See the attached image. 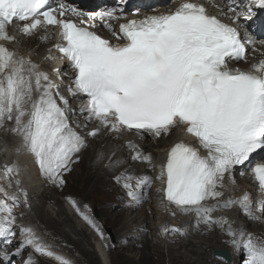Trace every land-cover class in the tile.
<instances>
[{
    "label": "snow or ice",
    "instance_id": "6c2138e0",
    "mask_svg": "<svg viewBox=\"0 0 264 264\" xmlns=\"http://www.w3.org/2000/svg\"><path fill=\"white\" fill-rule=\"evenodd\" d=\"M257 9L264 10V0H181L165 12L128 19L127 0L99 11L72 0H0V134L13 138L17 157H27L24 166L18 159L0 165V264H39L41 256L72 264L54 251L60 247L54 237L24 222L32 200L21 175L31 166L46 186L63 190L101 137L121 142L107 155L96 150L93 163L110 174L125 208L151 200L156 183L157 211L190 217L184 227L161 225L158 237L218 230L243 250V264H264V239L215 215L239 210L264 221V163L251 162L264 152V40L257 48L248 31ZM101 28L109 38L98 34ZM53 31L56 43L41 63L15 47L20 38L46 42ZM53 50L70 69L67 86L59 68H42L57 59ZM252 53L259 59L249 61ZM241 62L247 68L236 66ZM69 97L81 101L83 122L72 119L77 111ZM174 133L190 139L172 142L159 161L145 151V139ZM133 165L151 174H136ZM237 170L258 185L255 201L247 192L230 195ZM66 200L103 239L88 206Z\"/></svg>",
    "mask_w": 264,
    "mask_h": 264
},
{
    "label": "bare ground",
    "instance_id": "6f19581e",
    "mask_svg": "<svg viewBox=\"0 0 264 264\" xmlns=\"http://www.w3.org/2000/svg\"><path fill=\"white\" fill-rule=\"evenodd\" d=\"M166 1L168 0H144L142 2L127 0V15L133 10L139 9V15L135 16L142 18L146 15L165 12L181 2V0H170L168 3ZM72 2L84 10L92 7L93 10L99 11L113 6L119 0H72ZM198 2H202V0H198ZM220 2L223 3V0ZM208 10L212 14H218L211 7ZM88 22L91 23V21ZM248 31L257 41L256 47L259 48V41L264 40V10H256V15L248 24ZM99 34L105 38L110 37V34L104 29ZM34 38L36 40L39 37ZM51 44L53 41L50 39L34 48L35 44H30L29 40L20 38V43L15 47L25 56H31L35 62L41 63L48 48L52 46ZM253 59L258 60L259 55L257 53L250 54L249 61ZM236 66L244 69L248 65L241 62ZM54 67L57 68L55 60L42 63L43 70L49 73ZM59 69L61 76L64 77L62 83L66 86L69 68L64 64ZM65 95H67L66 91ZM69 99L71 107L77 111V115H74L72 119L83 122V118L78 115L81 101L71 97ZM181 138L189 140L187 137L174 133L158 141L145 139L143 147L146 152H150L154 156L155 160L159 161L163 159L164 152L170 144ZM114 143L121 142L105 140L102 137L92 141L83 154L82 162L67 176V185L63 190L46 186L38 177L36 170L28 166L26 172L21 175V179L32 200L30 212L32 216L30 213L27 214L24 222L27 223L31 220L38 223L42 229L54 237L55 242L60 246L54 251L68 258L72 264H221L218 263L216 257L212 256L214 250L228 252L233 256L232 264L238 263V259L244 254L243 250L236 249L229 244L228 238L219 233L218 230L209 234L190 231L188 235L183 237L178 234H171L167 236V239L158 237L157 232L161 225L184 227L186 223L190 222V217L183 215L172 217L157 211L155 204L156 183H153L150 189L151 200L146 201L142 207L136 210L125 208V198L119 187L114 185L110 174L93 163L96 150L102 149L107 155ZM13 145L12 137L0 134V165L6 161L11 163L17 159L22 166L26 163L27 157H17L13 153ZM123 154L118 151L117 157ZM261 161L264 163V159ZM133 167L136 168V174H151L142 166L133 165ZM235 179L236 188L230 195L239 196L243 192H247L254 201L260 196L254 190L250 180L246 176L240 175L239 170L235 174ZM55 194H60L65 202H67L66 197H72L82 209L87 204L92 216L95 213L99 216V220L93 219L92 216L91 218L103 233L104 238L101 239L95 229L83 221L68 206L69 204L65 205ZM226 195L229 194L226 193ZM45 205H48V208L45 209ZM115 205H118L116 209H114ZM19 211L20 209H17L18 213ZM72 212H74V217L71 216ZM53 214L57 219L54 218ZM215 215H227L234 218L233 226L235 228L244 229L256 239H264V221H251L239 210L217 212ZM107 228L110 229V233L107 232ZM137 228H142L143 231H136ZM111 236L115 241L114 245L110 242ZM38 259L39 264H57V261L52 258L41 256ZM221 262L227 263L224 260Z\"/></svg>",
    "mask_w": 264,
    "mask_h": 264
},
{
    "label": "rangeland",
    "instance_id": "374dc122",
    "mask_svg": "<svg viewBox=\"0 0 264 264\" xmlns=\"http://www.w3.org/2000/svg\"><path fill=\"white\" fill-rule=\"evenodd\" d=\"M170 0H168V1H166V3H168ZM55 196L57 197V198H59L65 205H67L68 203L67 202H65L64 200H63V197H60L61 195L60 194H58V195H56L55 194ZM87 205V204H86ZM69 206V205H68ZM118 207V205H115L114 206V209H116ZM45 209L46 208H48V205L46 206L45 205V207H44ZM87 214L91 217L92 216V214L90 213V210H88L87 211ZM30 215L32 216V214L30 213ZM53 216H54V214H53ZM71 216H73L74 217V212H72V215ZM76 217V216H75ZM54 218L55 219H57V217H55L54 216ZM92 218L93 219H96V220H99V216L97 215V213H95L93 216H92ZM66 229V228H65ZM110 229L109 228H107V232H109L110 233V231H109ZM106 232V233H107ZM108 234V233H107ZM148 236H149V234L148 233H146ZM111 238H112V240H110V242L112 243V245H114V243H115V241H114V239H113V237L111 236ZM89 250H91L90 248H89ZM230 256H231V261L229 262V263H226V264H232V259H233V256L230 254ZM218 261V263H221V264H223V262H221V260H219L218 258H216ZM243 259H244V254H242L241 256H240V258L238 259V263L237 264H243Z\"/></svg>",
    "mask_w": 264,
    "mask_h": 264
},
{
    "label": "water",
    "instance_id": "95a60500",
    "mask_svg": "<svg viewBox=\"0 0 264 264\" xmlns=\"http://www.w3.org/2000/svg\"><path fill=\"white\" fill-rule=\"evenodd\" d=\"M212 255L213 256L220 257V258L224 259L226 262H229L230 261V256H229L228 252H226V251H223V250H214L212 252Z\"/></svg>",
    "mask_w": 264,
    "mask_h": 264
}]
</instances>
